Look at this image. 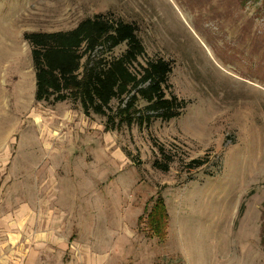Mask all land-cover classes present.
I'll list each match as a JSON object with an SVG mask.
<instances>
[{"label":"rangeland","instance_id":"374dc122","mask_svg":"<svg viewBox=\"0 0 264 264\" xmlns=\"http://www.w3.org/2000/svg\"><path fill=\"white\" fill-rule=\"evenodd\" d=\"M95 14L170 61L177 116L106 131L34 98L22 34ZM156 194L163 239L137 220ZM0 264H264V0H0Z\"/></svg>","mask_w":264,"mask_h":264},{"label":"trees","instance_id":"16d2710c","mask_svg":"<svg viewBox=\"0 0 264 264\" xmlns=\"http://www.w3.org/2000/svg\"><path fill=\"white\" fill-rule=\"evenodd\" d=\"M22 36L31 45L37 101H78L85 115L105 117L106 131L122 124L147 126L155 117L169 120L179 114L181 101L165 93L170 61L161 57L139 61L145 49L132 22L95 14L70 29L26 31ZM121 43L126 45L122 54L106 56ZM112 100L117 101L115 108ZM139 100L145 101L143 111ZM201 164L196 158L188 162L189 167ZM143 217L137 220L145 222L150 234L163 239L167 213L161 195L156 194Z\"/></svg>","mask_w":264,"mask_h":264},{"label":"bare ground","instance_id":"6f19581e","mask_svg":"<svg viewBox=\"0 0 264 264\" xmlns=\"http://www.w3.org/2000/svg\"><path fill=\"white\" fill-rule=\"evenodd\" d=\"M34 120H35V122H40L41 121V118L38 117V116L37 117L35 116Z\"/></svg>","mask_w":264,"mask_h":264}]
</instances>
